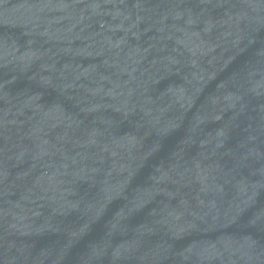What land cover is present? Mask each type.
<instances>
[{
	"label": "water",
	"instance_id": "1",
	"mask_svg": "<svg viewBox=\"0 0 264 264\" xmlns=\"http://www.w3.org/2000/svg\"><path fill=\"white\" fill-rule=\"evenodd\" d=\"M0 264H264V0H0Z\"/></svg>",
	"mask_w": 264,
	"mask_h": 264
}]
</instances>
